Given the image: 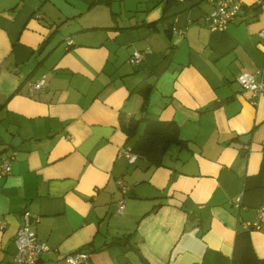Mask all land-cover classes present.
Masks as SVG:
<instances>
[{
  "label": "crops",
  "instance_id": "crops-1",
  "mask_svg": "<svg viewBox=\"0 0 264 264\" xmlns=\"http://www.w3.org/2000/svg\"><path fill=\"white\" fill-rule=\"evenodd\" d=\"M243 1L219 31L215 0H0V264H19L25 209L50 248L39 264L81 249L86 264H231L254 222L264 259V94L236 80L264 69V0ZM148 121L183 142L130 163Z\"/></svg>",
  "mask_w": 264,
  "mask_h": 264
},
{
  "label": "built area",
  "instance_id": "built-area-1",
  "mask_svg": "<svg viewBox=\"0 0 264 264\" xmlns=\"http://www.w3.org/2000/svg\"><path fill=\"white\" fill-rule=\"evenodd\" d=\"M215 7L206 16L207 26L212 30L224 31L227 26L233 22L243 11V0H215ZM259 36L264 39V27L259 31ZM145 52L136 50L130 58L132 64H140L144 59ZM237 82L240 84L243 91L249 92L252 98H257L264 94V69H259L256 72L241 71L237 77ZM46 82V77L42 76L35 81L29 82V89L31 92L41 91ZM264 148V140L262 141ZM122 153L128 158L130 163L136 162L139 155L133 151L132 148H125ZM13 157H7L1 164V175L10 174L12 171ZM118 184L123 191L128 189L127 185L119 180ZM241 197L235 200V205L240 206ZM125 208V199L118 203L119 213H123ZM264 207L261 208V212ZM39 220L35 217L29 209L22 212V222L18 229L15 243L17 245L16 260L19 264H39L41 253L50 250L45 242L38 240L37 232L33 228V224ZM6 221L0 215V228H4ZM245 229L260 228L259 222L245 223ZM89 259V253L84 250H76L68 252L64 261L65 264H86Z\"/></svg>",
  "mask_w": 264,
  "mask_h": 264
},
{
  "label": "trees",
  "instance_id": "trees-1",
  "mask_svg": "<svg viewBox=\"0 0 264 264\" xmlns=\"http://www.w3.org/2000/svg\"><path fill=\"white\" fill-rule=\"evenodd\" d=\"M182 143L179 127L174 121L147 122L144 133L135 146V152L143 155L151 163L160 165L163 155L171 143ZM250 229L238 232L235 239L234 251L231 257V264H264V259L256 255L250 235Z\"/></svg>",
  "mask_w": 264,
  "mask_h": 264
},
{
  "label": "water",
  "instance_id": "water-1",
  "mask_svg": "<svg viewBox=\"0 0 264 264\" xmlns=\"http://www.w3.org/2000/svg\"><path fill=\"white\" fill-rule=\"evenodd\" d=\"M161 28V32L163 33L162 26H159ZM19 139V137H15L13 142H16ZM113 207H117V204H114Z\"/></svg>",
  "mask_w": 264,
  "mask_h": 264
}]
</instances>
